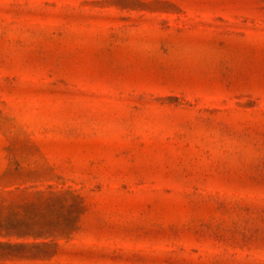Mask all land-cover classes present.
Instances as JSON below:
<instances>
[{
  "label": "rangeland",
  "instance_id": "rangeland-1",
  "mask_svg": "<svg viewBox=\"0 0 264 264\" xmlns=\"http://www.w3.org/2000/svg\"><path fill=\"white\" fill-rule=\"evenodd\" d=\"M15 215L0 264H264V0H0Z\"/></svg>",
  "mask_w": 264,
  "mask_h": 264
},
{
  "label": "trees",
  "instance_id": "trees-1",
  "mask_svg": "<svg viewBox=\"0 0 264 264\" xmlns=\"http://www.w3.org/2000/svg\"><path fill=\"white\" fill-rule=\"evenodd\" d=\"M2 225H0V234L5 231L4 234H14L16 236H43L41 229L37 227V222L28 220L26 218H19L18 216H8L7 218L0 219Z\"/></svg>",
  "mask_w": 264,
  "mask_h": 264
}]
</instances>
